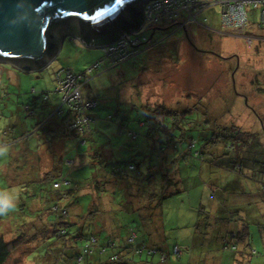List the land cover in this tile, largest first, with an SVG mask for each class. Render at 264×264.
I'll list each match as a JSON object with an SVG mask.
<instances>
[{
    "label": "trees",
    "instance_id": "1",
    "mask_svg": "<svg viewBox=\"0 0 264 264\" xmlns=\"http://www.w3.org/2000/svg\"><path fill=\"white\" fill-rule=\"evenodd\" d=\"M137 12L139 11L137 10ZM202 13L196 16L197 22ZM127 21L128 19L121 17L113 28L107 30L106 34L97 37L94 41L85 43L86 48H101L104 51V57L98 62L107 58L105 50L115 44ZM258 26L260 27V25ZM155 31V29L152 31L150 37L155 34ZM214 32L217 33V31ZM142 38L148 40L147 43H142V47L146 48L140 50L143 52L141 56H144L142 60L138 59V55V57L136 56L138 51L119 63L111 62L109 58L107 60L111 64L113 63V66L124 64L130 60L143 61L140 66H133L134 73L136 75L145 72L154 73L147 68L148 62L146 61L149 58L147 53L144 54V52L149 51L147 49L152 45L153 38L148 39L146 34ZM163 46L168 49L170 45ZM175 48H173L174 51ZM134 56L136 57L132 58ZM155 64V68H157L160 62L157 60ZM11 71L17 74V79L18 75H24L27 79L29 76L32 77V75L24 74L19 70L11 69ZM8 72L9 70L0 67V90L5 97L9 94H15L16 99L10 97L8 102L4 104V109L8 112L6 119H9L10 122L8 129L3 133L5 136H12V141L1 139V144L9 146V150L8 157L0 158V161L3 160L2 162L6 164L9 160L12 164L3 166L2 174L3 179L11 185L22 182L24 187H30L31 190H27L26 193L28 192V198L33 197L32 212L36 219L31 218L24 221L22 217V236L14 239H6L5 228L12 230V227L7 223H1L0 220V264L6 263L9 257L25 243L27 236L31 238V242L34 241L28 254H33L37 244L41 246L46 240L56 238L55 242L50 244L46 242L47 248H45L44 254L33 257L31 261L33 263L38 262V259L49 263L56 259L61 262L74 259L76 264L82 262L96 264V260L97 264H150L148 258L158 255L159 261L152 264H195L194 261L191 262L193 258L191 255L190 258L183 261L187 247L177 242L169 247L161 245L162 248L157 249L149 241H145L140 234H137L136 224H134L136 222L134 219L130 220L131 214H137L134 206L139 207L134 203L148 199L147 207L151 213L145 219L151 224L153 217L157 219L158 227L162 226L164 202L186 191L187 180L192 179L194 182L198 176H201L200 174L187 175L177 168L182 162L187 163L191 160L198 162L199 173L202 171V166H206L212 173L216 169H223L232 176V178L228 176L231 179L224 189L219 185L218 178L211 180L205 176L208 182L211 181L213 190L218 193L219 201H217L216 195L212 194L211 198L215 200V205L209 208H201L205 215L203 218L207 220V223L203 225L202 218L201 223L195 226L197 239L193 245L196 244L201 249L211 248L210 240L207 239L208 234L200 232V228L204 226L206 231L211 232L209 234L211 239L216 240L221 237L222 248L226 250L225 252L233 254L235 264H244L249 262L251 258L260 255L251 244H253L254 235L255 238L261 239L262 244L264 243V177L255 180L254 176L255 171L264 174V118L259 117L254 110L261 126L258 133L241 131L234 125L225 128L224 132L218 133L213 127L214 117L207 114L209 111H206L204 104L197 103L192 106H185L183 109H171L164 104L150 107L131 102L127 106L128 112H133L136 128L143 129V131L138 134L133 132V128L128 129L129 118L126 116L127 113L117 109L115 116L119 120L117 124L118 133L121 136L126 135L131 141L136 140L140 135L143 138L142 146L131 148L128 141L124 143L120 141L114 144L108 141L98 144L100 140L93 141L92 138L94 142L92 146L83 149L79 156V149L76 154L73 153V141L77 142L78 147L85 146L87 138L92 133V126L97 125L98 122L95 115L91 113V110L97 107L96 98L84 97L81 92L83 84L87 83L84 87L88 86L90 77L82 84V74H71L75 78L80 76L76 80V85L80 90L81 102L76 105L64 103V93L59 91L68 74L66 68H62L54 74L55 89L53 91L41 90L36 92L34 88H31L21 92L18 89L20 94L15 91L16 87L11 88L12 81ZM127 81L131 82V79H127ZM234 82L235 78H232V83L234 84ZM256 85L259 86L260 84L257 83ZM22 86L19 84V88ZM257 91L264 94V89L261 87ZM241 95L245 96L246 94ZM86 103L93 105L85 108ZM203 109L206 112L205 122L202 124L206 126L199 130V137L196 140L186 134L194 128V120L188 117V113L192 110L202 112ZM123 114H125L124 117ZM53 119L58 120V127L52 125ZM105 120L109 122L112 117L107 115ZM209 124L211 126H208ZM42 128L45 130L39 134ZM124 128L125 131H123ZM177 129L180 130V134L176 137ZM31 132L40 140L38 152L41 147H47L51 150L55 144L57 145V152L53 153L49 165L36 166L34 163L37 161L36 159H34L35 161L27 160L33 154L38 153L31 150L28 139V134ZM16 133L20 137L14 140L13 137ZM200 136L204 140H201ZM148 142H151L152 149L159 153V163L166 165L162 171L161 184L158 189L153 188V183L149 186L144 185V182L147 184L152 182V175L158 169L157 165L145 164L146 156H141ZM115 149L121 152L116 154ZM129 151H135V154L141 157L140 163L146 165L145 173L141 172L134 162L122 161V155ZM18 158H20V163H28V165L25 164V168H22V163L15 164ZM65 166L74 171L66 175L64 173ZM161 167L159 166V168ZM249 169L250 171H248ZM245 174H251L249 179L255 183L254 187L251 186L252 190H247V193L256 201L247 205V212L245 209H233L225 204V198L230 196L226 194L227 190L231 192L232 189H244L238 179ZM13 177L16 179L13 180ZM171 187L174 188L171 189ZM236 195H231L233 197L232 203L235 202ZM254 196L257 197V200ZM16 206L27 207L24 201L21 205L17 202ZM74 209H82L81 214H74ZM45 211L51 214L53 218L51 219L48 215L42 216ZM102 212L110 217L111 222H115V218H117V221H120L119 226L117 228L115 225L108 227L100 221ZM38 213L42 214L38 215ZM118 215H124V218L118 219L121 218ZM98 218L99 221H97ZM163 232L164 230L160 232L161 238L162 236L164 238ZM37 235L40 236L41 241L35 242ZM228 239L229 242L226 243ZM237 247L241 248L237 250ZM237 255L241 261L237 260ZM262 257L264 258V247ZM88 258H91V261ZM172 258L174 259L172 260Z\"/></svg>",
    "mask_w": 264,
    "mask_h": 264
},
{
    "label": "rangeland",
    "instance_id": "2",
    "mask_svg": "<svg viewBox=\"0 0 264 264\" xmlns=\"http://www.w3.org/2000/svg\"><path fill=\"white\" fill-rule=\"evenodd\" d=\"M167 1L168 0H165V2ZM191 2L192 0H188L187 4H191ZM149 3L150 2L147 1L143 5V22L135 31L120 35L117 47L112 50V53H121L120 55L122 56L124 54L131 55L138 51L136 56L138 55V59L142 60L144 56H141L143 52H140V50L146 49L142 47V43H147L148 40H144L141 37L146 34V36L149 37L148 39L153 38L151 42L152 45L147 49L149 51L144 52V54L147 53L149 58V60L146 61L148 62L147 68L149 71L150 69L154 71V73L145 72L138 73L137 75L134 73L133 66L138 67L143 61L138 62L137 60H130L117 66H113V63L111 64L109 62L111 60L109 59L108 61L107 58H104L102 62H98L104 57V51L101 48L87 49L78 39L67 36L62 38V45L59 48V52L55 60L48 63V66L40 71H33L31 74L24 72V74L32 75V77H28L29 79L24 75H18L19 84L23 85L20 88L21 92L31 88H34L36 92L41 90L53 91L55 89L54 74L62 68H66L69 74H82V84L90 77L88 86L84 87L87 83L83 84L81 92L84 97L96 98L95 102L97 103V107L91 110V113L95 115L98 122L97 125L92 126V133L87 138L85 146L78 147L77 142L73 141V153L76 154L79 149V156L82 154L83 149L91 147L94 143L93 141L96 140H100L98 144L107 143L108 141L113 144L120 141L121 143L128 141L131 148L142 146L143 138L140 135L136 140L131 141L126 135L121 136L118 133L119 127L117 124L119 120L115 116L117 109L127 113L126 116L129 118V123L127 124L128 129L133 128V132L138 134L143 131V129L136 128L133 112H128L129 109L127 106L131 102L141 103L150 107L164 104L171 109H183L185 106H192L197 103L204 104L206 111H212L207 114L214 115L213 127L216 132H224L225 128L234 125L241 131L258 133V131L261 130V126L258 123V116L264 118V94H260L257 91L259 87L264 89V45L256 46V42L249 45L243 38L238 36H223L220 33V35L213 33L208 35L199 25H194L192 21L189 22L186 16L177 14L179 9L175 7V4L171 6L173 13L171 18L169 17L170 14L166 12L168 9L161 12L158 9L161 14L164 12V19L158 21L153 19V15L156 14L157 10L154 12L149 10V6L147 5ZM247 11L250 21H258L259 9L247 8ZM212 16L213 18L211 20ZM219 17L220 8L218 6H213L198 17V22L201 23L203 27L212 28L211 26H213L214 31H219L217 29V27H219V25L217 26ZM152 29L156 31L155 34L150 37L153 31ZM247 34L248 32L246 30V35ZM249 36L255 39L260 38L250 33ZM129 39H131V41H136V43L134 45L128 44ZM162 41L164 42L161 43ZM163 45L170 46L166 49ZM173 48H175V51ZM157 60L160 62V65L155 68V61ZM96 62H98L97 65H95ZM93 65H95L93 69L88 72ZM0 67L7 70L12 69L9 63L0 62ZM16 67L21 69L19 66ZM232 78H235L234 84L232 83ZM127 79H131V82L127 81ZM71 80L73 79L67 78L65 83H69L66 84L63 92L64 90L70 91L72 89L73 83H71ZM257 83L260 85L257 86ZM15 91L20 94L18 89H15ZM243 92H246L245 96L241 95L244 94ZM226 94L233 96L225 97L224 100L215 101V99H222ZM10 97L16 99L15 94H9L5 97L0 90V144L2 143L1 139L6 141L8 139V141H10L12 138V136H5V133H3V131L8 129L10 122L9 119H6L8 112L4 109V104L8 102V98ZM69 99L77 101L79 99L78 93L74 91L69 97H66L65 94L63 95L64 103H71ZM90 105L92 106L93 104ZM85 107L87 108L88 105ZM206 111L204 109L202 112L200 110H192V112L188 113V117L194 120V128L186 133L188 137L195 138L196 140L198 139L199 130H202L203 127L206 126L202 124V122H205ZM107 115L112 117V120L109 122L105 120ZM124 115L125 114L122 116L124 117ZM208 126H211V124ZM44 130L45 128H42L39 134ZM123 131H125V128ZM179 134L180 130L177 129L175 136L177 137ZM19 137L20 135L16 133L13 138L15 140ZM25 137H27V135H25ZM200 137L201 140H204L202 136ZM28 139L31 145L30 147L32 148L31 150L33 152H38L40 140L37 136L31 132V134H28ZM129 150L132 149L129 148ZM53 152L56 153L57 150H53ZM118 152L121 151L115 149V153L117 154ZM142 152L143 155L141 156H146L147 159L145 164L158 166L157 171L152 175V182L148 184L144 182V185L149 186L153 183V188L158 189V186L161 184L162 171L166 165L159 163V153L152 149L151 142H148L146 148ZM7 155L6 157H8ZM122 158V161H132L141 172H146V165L140 163L142 159L135 154V151L125 152ZM19 160L20 158H18L15 164L22 163V168H25V164L28 165V163H20ZM27 160L35 161L33 157ZM2 161H0V194L4 193L14 198L19 202V205L24 201L27 206L22 208L16 206L7 215L0 216L1 223H7L12 227V230L5 228L6 239H14L22 236V217L24 221L31 218L36 219L32 212L33 197L28 198V192L26 193V191L31 189L30 187H24V183L18 182L15 185H11L3 179V166L12 163H10L9 160L6 164ZM197 164V161L191 160L187 163L182 162V164L177 166L180 171L187 175L200 174L201 176H198L194 182H192V179L187 180V187H185L186 191L164 202L162 207L163 222L161 221L164 230V241L160 242L158 239L152 238V244L157 249L162 248L161 245L169 247L177 242L184 246L187 244V246H185L187 247V251H185L183 261L191 256L198 258L200 254L201 247H198L196 244L190 245V243L192 244L191 231L196 232L195 226L201 223L204 215L201 208H209L215 205V200L211 198L212 194H215L217 201H219L218 193L213 190L211 181L208 182L205 176H208L211 180L218 178L219 185L222 186V189L226 188V185L232 178L231 174H228V172L223 169H216L212 173L206 166H202V171L199 173L198 167L200 166ZM159 166L162 167L159 168ZM7 168L9 167L7 166ZM67 168L66 166L64 167V173L66 175L74 171ZM248 171H250V169ZM228 176L231 178H228ZM254 176L255 180H258L264 177V174L262 175L261 172L255 171ZM250 177L251 174H245L238 179L244 189H232L231 192L227 190L226 194L230 196L225 198V204H228L233 209L235 207L245 209L247 212V205L250 204V202H256L254 198L250 197L249 193H247V190H252V187L255 185L254 181L249 179ZM15 179L16 178L13 177V180ZM173 188L174 187H171V189ZM232 194H237L234 203H232ZM79 198L81 199L82 197ZM255 199L257 200V197H255ZM20 212L23 213L21 214ZM40 214L42 213H38V215ZM45 215H48L51 219L53 218L47 211H45L42 216ZM118 216L121 217L118 219L124 218V215ZM205 223H207V220L203 218V225ZM205 229L206 228L202 226L200 232L202 234H208L207 239L208 241L210 240L209 242L211 243L210 249L216 250L218 245L222 243L220 242L221 237L213 240L209 235L211 232ZM12 231L13 233H11ZM182 234L186 236L182 238ZM36 241H41L40 236L37 235L35 237V242ZM53 241L55 242L56 238L46 240L41 246L37 244V248L33 250L34 252L32 251L33 254H28V251L32 249L31 246L34 241L31 242V238L27 236L25 237V243L9 257L5 264H76L74 259H67L65 262L56 259L51 263L48 261L43 262L38 259V262H31L33 257L42 256L44 254V250L47 248L46 242L50 244ZM228 242L229 239L226 243ZM251 245L260 255L251 258L249 262H245L244 264H264V258L262 257L264 243L262 244L261 239H259V237L255 238L254 235L253 244ZM224 251H212V254L219 256V254L223 252L221 264H235L233 254ZM234 255L236 256V254ZM148 259L150 264L159 261L158 255ZM173 259L174 258H172V260ZM88 260L91 261V258H88ZM191 262H193V260H191ZM87 263L88 262H82L81 264Z\"/></svg>",
    "mask_w": 264,
    "mask_h": 264
},
{
    "label": "water",
    "instance_id": "3",
    "mask_svg": "<svg viewBox=\"0 0 264 264\" xmlns=\"http://www.w3.org/2000/svg\"><path fill=\"white\" fill-rule=\"evenodd\" d=\"M147 1L0 0V62L25 72L40 71L55 60L65 34L76 35L85 45L121 17L128 21L119 36L135 31Z\"/></svg>",
    "mask_w": 264,
    "mask_h": 264
},
{
    "label": "built area",
    "instance_id": "4",
    "mask_svg": "<svg viewBox=\"0 0 264 264\" xmlns=\"http://www.w3.org/2000/svg\"><path fill=\"white\" fill-rule=\"evenodd\" d=\"M149 2L150 3L147 4L149 6V10H151L152 12L157 10L156 14L153 15V19H156L158 21L164 19V12L162 14L160 12L165 11V9H168L166 10V12L170 14L169 17L171 18V15L173 14L171 6L175 4V7L179 9V12H177V14L181 16H186L187 20L189 22L192 21L194 25H201V23L196 21V16L198 14L202 13L211 6H218L220 8V29L219 31H217V34L220 33L223 36L231 37L238 36L240 38H243L249 45H251L253 42H257L260 38L255 39L252 36L246 35V29L249 25L247 8L259 9L258 25L264 26V0H210L203 2L199 0H192L191 4H187L188 0H168L167 2H165V0H149ZM158 9L160 10V12ZM118 41L119 37L115 44H112L105 50L106 57L115 63L122 62L130 56V54H124L121 56V53H112V50L117 47ZM135 43L136 41H131V39H129L128 41V44L134 45ZM68 77L73 79L71 80V83H73V87L70 91L64 90L63 92L64 87L67 83H69H65ZM77 79H79V76L78 78H75L74 76L68 73L64 79L63 84L60 86L59 89V91H62L66 97H69L74 91L78 93L79 99L77 101H72L69 99L71 103L76 105L81 102L80 90L79 87L76 85ZM86 105H88V107L91 106L89 103H86L85 106Z\"/></svg>",
    "mask_w": 264,
    "mask_h": 264
},
{
    "label": "crops",
    "instance_id": "5",
    "mask_svg": "<svg viewBox=\"0 0 264 264\" xmlns=\"http://www.w3.org/2000/svg\"><path fill=\"white\" fill-rule=\"evenodd\" d=\"M248 17H249V14H248ZM212 18H213V16L211 17V20H212ZM211 25H212V23H211ZM218 25H219V20H218L217 26ZM199 26L201 28H203V30H205L206 34H208V35L211 34V33L217 34V33H215L213 31L214 30L213 26H211L212 28L203 27V25H199ZM218 28L219 27H217V29ZM217 29H215V30H217ZM247 32H248V35L250 33L251 35H255L256 37L257 36L260 37V39L255 44L256 46L264 45V26H260L259 27L258 26V21H254V20L250 21V19H249V27H248ZM67 36H72L73 38L76 39V35L71 34V33L68 34V35L66 34L63 37H67ZM92 48H94V47L87 48V49H92ZM10 65H11V68L13 70L15 69L17 71V69H19L20 72H22V73L25 72L22 69L17 68L16 67L17 65H13V64H10ZM25 73H30L31 74V72H25ZM8 74L10 75L11 81H12L11 88L16 87L17 89H20L19 88V79H17V77H16L17 74L14 71H11V70H9ZM243 93H246V92H243ZM228 96L232 97L233 95L226 94L224 97H222V99H215V101L224 100V98L228 97ZM209 112H212V111H209ZM210 116L214 117L213 114H211ZM52 122H53V124H52L53 126L58 127V120L53 119ZM49 149L50 148L47 149V147H41L39 152L36 153V154H33V156H30L29 159H31L32 157H33V159H36L37 161L34 162V163H36V166H39V165L41 166V164L44 165V166H47V165L50 164V161L52 160L53 153H54L53 150H57V145L55 144L53 146V148H51V150H49ZM148 203H149L148 199L142 200L141 202H138V201L135 202L134 205H136V206L139 205V207H135L133 205L137 214L136 215L135 214H131L130 220L131 219L135 220L136 223H134V224H136V230L138 231L137 234H140V236H142L145 241H149L152 244V238H156V239H158V241L162 242V241H164V238H163V236L161 238L160 232H162L163 228H162V226L158 227L157 219L152 217L153 223H151V224L148 222L147 219H145V218H148L150 213H151V210H149V208L147 207ZM81 211H82V209H80V210L79 209H74L73 213L79 215V214H81ZM71 214H72V211H71ZM101 216H102L101 220L98 218L97 221H99V220L102 221L108 227H111V226L113 227L115 225L116 228H117L119 226L118 224H120V221H117V218H115V222H111L110 217L108 215L104 214V212H102ZM191 232H192V238H191L192 239V244L190 242L189 243H190V245H193L195 243L196 239H197V233L194 232V231H191ZM185 236L186 235L182 234V238L185 237ZM185 246H187V244H185ZM240 248L241 247H239V248L237 247L236 249L239 250ZM217 250L224 251V249L222 248V244L221 243L218 245V248L216 250L201 249L198 258L194 256L191 260H193L195 262V264H221L222 257H223V252L220 253L219 256H215V255L212 254V251H217ZM237 260L241 261V258L238 256Z\"/></svg>",
    "mask_w": 264,
    "mask_h": 264
},
{
    "label": "clouds",
    "instance_id": "6",
    "mask_svg": "<svg viewBox=\"0 0 264 264\" xmlns=\"http://www.w3.org/2000/svg\"><path fill=\"white\" fill-rule=\"evenodd\" d=\"M8 146L0 144V157H5L8 154ZM17 201L5 194H0V216L7 215L16 207Z\"/></svg>",
    "mask_w": 264,
    "mask_h": 264
}]
</instances>
